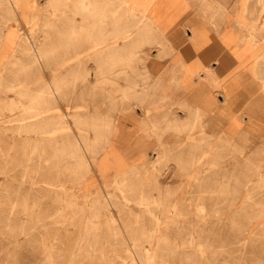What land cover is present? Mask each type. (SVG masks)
<instances>
[{
    "label": "rangeland",
    "instance_id": "rangeland-1",
    "mask_svg": "<svg viewBox=\"0 0 264 264\" xmlns=\"http://www.w3.org/2000/svg\"><path fill=\"white\" fill-rule=\"evenodd\" d=\"M40 1L45 3L37 18L24 24L9 14V54L0 56V264H264V102L262 121L250 116L245 129L231 106H205L214 111L211 116H192L186 107L184 124L165 125L162 131L184 133L183 138L165 143L161 136L159 150L145 154L141 165L109 172V154L97 157L106 138L96 136L100 130L110 133L111 125L103 121L114 109L103 98L116 95V112L128 107L125 103L134 97L130 75L143 60L117 50L115 73L88 74V104H69L80 90L71 81V67L83 60L101 68L110 43L90 41L87 52L76 58L58 57L56 47L40 52L38 61L33 58L39 68L34 72L32 56L16 55L25 51L23 40L16 42L25 38L30 47L49 49L57 36L65 40L66 16L88 12L96 17L105 11L91 3L72 8V0ZM232 2L239 21V7L248 17L250 64L259 57L264 65V0ZM219 3L204 7L214 9ZM134 13L127 0L116 1V11L109 13L122 27L116 36L134 28ZM137 26L150 31L145 22L136 24L140 32ZM99 27L89 24L88 31ZM121 35L116 44L131 43L134 37ZM19 62H29L27 69L18 71ZM84 82L79 79L78 87ZM259 86L264 95L263 79ZM242 108L237 106L239 113ZM227 116L234 118L235 127ZM75 144L84 164L72 170Z\"/></svg>",
    "mask_w": 264,
    "mask_h": 264
},
{
    "label": "crops",
    "instance_id": "crops-1",
    "mask_svg": "<svg viewBox=\"0 0 264 264\" xmlns=\"http://www.w3.org/2000/svg\"><path fill=\"white\" fill-rule=\"evenodd\" d=\"M72 1L70 4L72 8H87L91 3L104 9L105 12H102L104 15L90 17L88 12L68 15L64 18L65 40L57 36L56 43L50 44L52 47L49 49L45 46L36 49L32 45L31 51L26 50L28 52L24 51L21 54L17 50L16 55L18 58L31 55L36 60L40 52L47 53L56 47L58 57L76 58L80 53L87 52L90 41L112 43L108 51L101 55L103 57V62L99 65L101 68L96 69V65H90L83 60L80 66L71 67L70 73H73L71 81L76 83V88L80 90L72 95L69 104L76 105L89 102L85 96L89 73L96 70L115 73L116 56L123 52H127L129 56L136 55L143 60V64H136L133 68L135 75H130L129 84L130 89L134 90V97H130L128 104L125 103L128 107L116 112V95L103 98L102 103L112 105L114 109L103 121L111 125L110 133L100 130L96 136L106 138L100 145L103 149H98L97 157L109 154L107 157L109 172L115 168L141 165L145 154L149 155L159 150L161 136L165 143H169L170 138L173 140L183 138L184 133L179 134L170 130L162 132L164 126L184 124L190 112L192 116L202 112L206 113L205 116H211L214 111L206 108L207 105L231 106L239 120L243 122L242 129H245L244 124L250 121V116L260 120L259 109L261 110L260 105L264 102V95L261 93L259 82L264 80V65L260 63L259 57L254 64H250L247 44L249 36L246 33L248 17L246 12L243 14V7H239L241 17L240 21L237 19L232 0H220V3L224 2L219 3L214 9L205 8L204 3L197 0H127L129 6L135 10L134 15L138 17H135L134 28L130 33H124L126 36L134 35L130 38L131 43L127 44H116V37L121 35L118 33L116 36V32L122 27L116 21L115 14L109 15L110 11L112 13L116 11V1L123 3L124 0ZM15 3L16 5L11 0H0V56L9 54L10 37L7 27L9 14H14L17 23L24 24V20L37 18L38 8L45 2L15 0ZM122 8L126 9L127 6L122 4ZM244 17L246 20H243ZM237 21L240 22V26ZM143 22L150 31L141 32L142 27L137 26L140 32H136V24L141 25ZM89 24H97L100 27L97 31L89 33ZM78 29L84 31L81 32L80 38L77 36ZM24 39H19L16 44ZM62 48L64 51L61 54ZM117 50L122 52L117 53ZM35 60L34 72L39 69ZM110 63L112 69L109 68ZM142 77L145 79L144 83L140 81ZM79 79L85 80V84L83 83L80 88L77 85ZM51 80L53 76L52 79L49 78V82ZM134 82L136 84H133ZM118 85L120 86V83ZM113 89H116V81H113ZM240 105L243 108L239 113L237 106ZM186 107L189 108V113ZM223 120L226 123V120Z\"/></svg>",
    "mask_w": 264,
    "mask_h": 264
},
{
    "label": "bare ground",
    "instance_id": "bare-ground-1",
    "mask_svg": "<svg viewBox=\"0 0 264 264\" xmlns=\"http://www.w3.org/2000/svg\"><path fill=\"white\" fill-rule=\"evenodd\" d=\"M183 1H184V0H183ZM197 1H198V2H204V3H205V2L214 1L215 3H217L219 0H197ZM262 1H263V0H262ZM161 2H162V1H161ZM184 4H185V3H184ZM157 5H158V4H157ZM163 5H164V4H163ZM160 6H161V5H160ZM170 6H171V5H170ZM100 9H101V8H100ZM152 9H153V8H152ZM83 14H84V13H83ZM88 14H89V13H88ZM88 14H87V15H88ZM151 14H152V13H151ZM13 15H14V14H13ZM152 18H153V17H152ZM152 18H151V19H152ZM18 24H19V23H18ZM138 24H139V23H138ZM151 24H152V23H151ZM88 26H89V25H88ZM127 28H129V27H127ZM125 29H126V28H125ZM78 30H79V29H78ZM84 30H85V29H84ZM92 30H93V29H92ZM102 30H103V29H102ZM90 32H91V31H89V33H90ZM118 32H120V31H118ZM86 33H87V32H86ZM122 33H123V32H122ZM126 33H130V32H126ZM94 34H95V33H94ZM106 34H107V33H106ZM119 34H120V33H119ZM89 35H90V34H89ZM124 35H125V34H124ZM87 36H88V35H87ZM101 36H104V35H101ZM93 37H94V36H93ZM99 37H100V36H99ZM89 38H90V37H89ZM89 38H88V39H89ZM94 38H95V37H94ZM126 39H127V38H126ZM28 40H29V39H28ZM22 43H23V44H22L23 49H24L25 51H26V50H30V51L32 50V49H30L31 47L28 45V43H27L25 40H23ZM112 45H113V44H112ZM136 45H137V44H136ZM108 46H109V45H108ZM110 46H111V44H110ZM110 46H109V47H110ZM112 47H113V46H112ZM112 47H111V48H112ZM117 48H118V47H117ZM128 48H131V47H128ZM123 49H124V47H123ZM255 49H256V48H255ZM23 52H24V51H23ZM26 52H28V51H26ZM31 53H32V52H31ZM30 56H31V55H30ZM33 56H34V55H33ZM34 57H35V56H34ZM87 57H88V56H87ZM252 57H253V56H252ZM36 58H37V56H36ZM38 59H39V58H38ZM33 60H34L33 57L30 58V64L32 63ZM36 61H38V60H36ZM36 61H35V62H36ZM120 61H121V60H120ZM33 62H34V61H33ZM28 63H29V62H28ZM28 63H27V64H23L22 62H19V65H18V67H17V70L19 69L18 71H20V69L25 68V66L27 67V66H28ZM37 63H38V62H37ZM30 64H29V65H30ZM32 64H34V63H32ZM212 64H213V63H212ZM25 69H27V68H25ZM20 72H21V71H20ZM22 73H23V72H22ZM1 77H2V76H1ZM136 78H137V77H136ZM29 81H30V80H29ZM17 82H18V81H17ZM23 82H25V81L23 80ZM23 82H22V83H23ZM11 83H12V82H11ZM13 83H14V82H13ZM13 83H12V84H13ZM22 83L19 84L18 86L22 85ZM27 83L29 84L30 82H27ZM67 83H68V82H67ZM25 84H26V83H25ZM25 84H23V86H25ZM33 85H35V84H33ZM36 85H37V84H36ZM47 85H48V84H47ZM55 85H57V84H55ZM9 86L11 87L10 83H9ZM18 86H17V88H18ZM45 86H46V85H45ZM48 86H49V85H48ZM134 86H135V85H134ZM12 87L15 88L14 85H12ZM33 87H34V86H33ZM49 87H51V86H49ZM1 88H2V87H1ZM30 88H31V87H30ZM46 88H47V87H46ZM46 88H45V89H46ZM10 89H11V88H10ZM12 89H13V88H12ZM12 89H11V90H12ZM15 89H16V88H15ZM42 89L44 90V88H42ZM42 89H41V90H42ZM55 89H57V87H56ZM7 90H9V89L7 88ZM27 90H28V89H27ZM39 90H40V89H39ZM46 90H47V89H46ZM46 90H45V91H46ZM48 90H49V89H48ZM50 90H51V89H50ZM57 90H58V89H57ZM2 91H3V90H2ZM36 91H37V90H36ZM45 91H44V92H45ZM51 91H52V90H51ZM55 91H56V90H55ZM12 92H13V91H12ZM18 92H19V91H18ZM23 92H24V91H23ZM25 92H26V91H25ZM27 92H29V90H28ZM38 92H39V91H38ZM38 92H37V94H39ZM44 92H43V93H44ZM138 92H139V91H138ZM32 93H33V92H32ZM35 93H36V92H35ZM40 93H41V92H40ZM49 93H52V92H49ZM26 94H27V93H26ZM29 94H31V92H30ZM37 94H35V96H36ZM45 94H46V93H45ZM53 94H54V92H53ZM23 95H24V94H23ZM18 96H19V95H18ZM24 96H25V95H24ZM31 96H32V95H31ZM31 96L29 97V99L31 98ZM38 96H39V95H38ZM49 96H50V97H53V96H51V94H50ZM36 97H37V96H36ZM36 97H33V98H36ZM43 97H44V96H43ZM43 97H42V98H43ZM27 98H28V96H27ZM33 98H32V99H33ZM42 98H40V100H41ZM53 98H54V97H53ZM9 99H10V98H9ZM36 99H38V98H36ZM36 99H34V100H36ZM47 99H48V97H47ZM26 100H27V99H26ZM34 100H33V101H34ZM30 101H31V99H30ZM33 101H32V102H33ZM43 102H45V101H43ZM11 103L15 104V102H13V101H12ZM35 104H36V102H35ZM41 104H42V103H41ZM237 104H238V103H237ZM30 105H31V103H30ZM30 105H27V109L29 108V109L32 110L33 108H32V106H30ZM151 105H152V104H151ZM28 106H29V107H28ZM35 106H38V105H35ZM144 106H145V105H144ZM214 106H215V105H214ZM222 106H223V105H222ZM222 106H221V107H222ZM30 107H31V108H30ZM33 107H34V105H33ZM22 108H23V107H22ZM27 109L23 108V111H26ZM29 109H28V110H29ZM34 109H36L35 111L33 110V112H35L34 114L36 115V111L38 112V110H37V108H34ZM220 109H221V108H220ZM28 110H27V111H28ZM31 110H30V111H31ZM52 110H54V109H52ZM57 110H58V109H57ZM49 113H50V112H49ZM56 113H57V111H56ZM234 113H235V112H234ZM41 115H42V114H41ZM41 115H40V116H41ZM58 115H59V114H58ZM225 116H226V115H225ZM35 118H37V117H35ZM49 118H50V117H49ZM51 118H52V117H51ZM58 118H59V117H58ZM79 118H80V117H79ZM227 118H228L229 125H230L231 127H235V121H234V118H232L231 116H227ZM52 119H53V118H52ZM36 120H37V119H36ZM36 120H35V121H36ZM44 120H46V119H44ZM59 120L61 121V119H59ZM90 120H91V119H90ZM249 120H250V119H249ZM44 122H45V121H44ZM44 122H43V123H44ZM51 122H52V121H51ZM57 122H58V121H56L55 123H57ZM94 122H95V121H94ZM94 122H93V123H94ZM37 123H38V122H37ZM40 123H42V122H40ZM40 123H39V124H35V125H39V126H40ZM58 123H60V122H58ZM52 124H53V123H52ZM60 124H61V123H60ZM61 125H62V124H61ZM98 125H99V124H98ZM23 126H24V125H23ZM52 126H53V125H52ZM54 126H55V125H54ZM56 126H57V125H56ZM91 126H92V124H91ZM96 126H97V125H96ZM96 126H94V124H93V127L96 128ZM225 126H226V125H225ZM50 127H51V125H50ZM238 127H239V126H238ZM39 128H40V127H39ZM41 129H42V128H41ZM36 130H37V129H36ZM36 130H35V131H36ZM43 130H44V129H43ZM43 130H42V131H43ZM33 131H34V130H33ZM38 131H39V130H38ZM38 131H37V132H38ZM42 131H41V132H42ZM52 131H53V130H52ZM53 132H54V131H53ZM54 133H55V132H54ZM54 133H53V135H54ZM263 133H264V132H263ZM226 134H227V133H226ZM51 136H52V135H51ZM234 138H235V137H234ZM70 139H71V138H70ZM38 143H39V142H38ZM203 143H204V142H203ZM77 144H78V143H77ZM77 144L74 145L75 148L71 150V154H70L71 157L74 158V165H73V169H72V170L78 169V168H80L81 166H83V164H84V163L82 162V155H81V153H80V148L78 147ZM74 146H73V147H74ZM83 155H84V154H83ZM200 161H201V160H200ZM93 165H94V164H93ZM1 170H2V169H1ZM114 170H115V169H114ZM121 172H122V170H121ZM51 187H52V186H51ZM16 192H18V191H16ZM5 194H6V193H5ZM9 194H10V193H9ZM16 195H17V194H16ZM106 198H107V197H106ZM132 201H133V200H132ZM140 201H141V200H140ZM14 202H15V201H14ZM108 203H109V202H108ZM23 204H24V203H23ZM100 204H101V203H100ZM100 204H99V205H100ZM94 205H95V204H94ZM99 205H98V206H99ZM92 206H93V205H92ZM24 207H25V206H24ZM88 208H89V207H88ZM90 208H91V207H90ZM10 209H11V208H10ZM11 210H12V209H11ZM9 211H10V210H9ZM22 211H23V210H22ZM85 211H86V210H85ZM0 213H1V212H0ZM84 213H85V212H84ZM150 213H151V212H150ZM10 214H11V213H10ZM136 214H137V213H136ZM54 215H55V214H54ZM35 216H36V215H35ZM83 216H84V215H83ZM8 217H9V216H8ZM52 217H53V216H52ZM92 217L94 218L93 215H92ZM92 217H91V218H92ZM95 218H96V216H95ZM34 219H35V218H34ZM19 220H20V219H19ZM83 220L85 221L84 218H83ZM87 220H88V219H87ZM168 220H169V219H168ZM23 221H24V219H23ZM1 222H2V221H1ZM19 223H20V222H19ZM157 223H158V221H157ZM89 224H90V223H89ZM6 226H7V225H6ZM5 228H6V227H5ZM12 229H13V228H12ZM18 229H19V228H18ZM153 231H154V230H153ZM20 232H21V231H20ZM10 243H11V242H10ZM131 248H132V247H131ZM90 249H91V248H90ZM150 249H151V248H150ZM151 251H152V250H151ZM91 252H92V251H91ZM129 252H130V250H129ZM130 253H131V252H130ZM148 253H149V252H148ZM151 253H154V252H151ZM146 254H147V253H146ZM131 255H132V253H131ZM152 255H153V254H152ZM144 256H145V255H144ZM145 257H146V256H145ZM147 257H148V256H147ZM150 257H151V256H150V254H149V258H150ZM148 260H149V259L147 258V262H148Z\"/></svg>",
    "mask_w": 264,
    "mask_h": 264
}]
</instances>
